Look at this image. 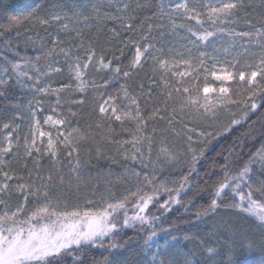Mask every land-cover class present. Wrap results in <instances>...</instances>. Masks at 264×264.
<instances>
[{"label": "snow or ice", "instance_id": "1", "mask_svg": "<svg viewBox=\"0 0 264 264\" xmlns=\"http://www.w3.org/2000/svg\"><path fill=\"white\" fill-rule=\"evenodd\" d=\"M111 3L112 0H109L108 6H111ZM262 4H264V0H262ZM248 6L251 7V5ZM41 7L42 5L38 3L25 15L9 16L8 23L0 24V29L11 31L14 27H21L26 23H31L33 27L36 25L49 26L55 23L59 25L61 31H76L79 38L82 30L77 28L78 22L90 19L88 15H84L86 5L73 6L69 11L61 10L51 14H42ZM105 7L106 5L102 2L91 4V19L98 24H103L109 20L117 21L122 28L134 30L132 21L137 18L138 10L149 8L151 5L148 0H144V2L135 0L134 4L125 2L122 7L116 8V14L104 10ZM244 8L245 0H216L215 3H196L192 6H189L187 0H181V2L171 5L169 9H165L163 5L158 6V11L153 12L152 16L161 19L167 16L173 29L187 27L188 31L196 36L198 40L206 41L214 35L213 32L205 29L203 32L198 33L184 23L177 24L174 17L179 14L187 20H195L197 24H201L202 15L206 13L207 19L213 24L217 22L224 23L226 20L236 22L233 18L237 17V13ZM244 22L252 31L233 34L246 37L249 44H255L259 47L258 53L248 52V55L256 60V63L254 65L248 63L246 68L238 73L230 71L227 67H221L218 72L216 64H213L210 73L216 81L221 82L235 81L238 75L243 91L238 89L233 93L231 88L223 86V83L219 88L210 86L207 75L209 68L205 63V52H200V58L195 64L190 51L188 59L181 58L177 61L164 59L156 55L152 56L153 61L158 64L159 70L163 73L169 72L181 63L189 69L188 71L172 72L173 76L180 78L178 81L179 86L174 89L175 97L173 96V89L168 88L167 81L164 82L165 88L168 89L165 106H167V101L175 99L181 113L187 112L189 118L195 117L206 123L208 128H215V131L197 130L184 125L186 129L184 132L185 139L180 148H176L175 144L169 147L162 134L160 147L155 154V158H153L155 140L152 135L143 134L145 117L141 115L139 96L132 94L130 89L122 84L121 92L123 99L129 102L128 107L122 110L116 102L118 97L112 95H109L99 105V113L102 118L106 117L109 120L114 118L121 123L125 120L136 122V132L132 135L130 141L120 142L121 147L130 144L131 148L125 149L126 159L139 163L144 169H151V172L143 175V180H140V172H134L133 175L139 181L136 190L129 191L127 195L119 199L115 198L111 192L110 182L107 181L104 192H99L96 185L92 187V197H96L99 192L98 200L85 197L83 204L78 202L69 207L67 202L63 200L62 195L53 196L50 191L53 188L62 189L65 186L71 187L73 184L78 188L81 183L85 182L83 172L87 161L80 160L79 149L73 142L85 137L79 133L78 129H72L67 133L58 131V137L63 136L64 148L69 149L67 156L71 159L73 153H76L75 163L71 165V173L66 180L55 167L59 163L58 146L61 141L59 139L53 140L50 132L41 130L39 121L36 120L31 125V142L27 137L24 140V157H31L33 152L41 153L36 135L39 132V137L48 138L47 147L44 149L43 154L50 157L53 168L46 175L41 174L39 171V158H37L33 161L36 164V169L28 170L27 180L15 172L10 174L0 169V177L3 178L0 181V205H4L5 209L0 213V264H65L67 257H71L72 264H85V257L91 248L104 249L111 256H114L113 250L124 247L115 239L118 231L123 228H131L136 223L141 226L149 225L151 229L144 238V248L147 249L149 241L157 236V230L151 228L152 223L157 218L150 216L148 209L151 204L157 202V197L161 193L167 194L168 197L162 203H159V207L165 212L169 211L172 205H180L185 210H188L191 206L196 208L193 213L195 219L201 220L205 217L213 218L221 208H224L237 215L247 214L248 217H254L259 222L258 227L264 229V139L261 140L260 146L251 152L242 164H239L237 159L234 158L238 155L234 145L224 155L223 163H213L211 172H205L201 176L198 170L199 161L205 157L213 139L229 132L234 126L246 122L251 114L256 113L260 107L264 106L257 103L258 99L264 101V15L261 16L259 27L251 19H248L247 15ZM152 27V24H148L149 33ZM220 30L223 31V29ZM17 35L19 36L20 33L17 32ZM30 39L31 37H29ZM140 39L146 41L148 35L145 34ZM133 43L135 53L128 65L129 70L122 72L123 77L126 79H130L133 70L144 64V58L152 48L151 44L141 46L139 41ZM11 44L10 40H5L3 47L0 48V97L7 95L6 89L13 80V86L29 87L24 81V78H27L28 81L33 80V76L29 75V71L36 74L35 79L38 82L40 77H48L53 72H61V68H53L51 65L48 66L47 71H42L30 58L20 56V53L15 51ZM77 48H84L83 40L77 45ZM120 51L123 55V49ZM224 51L227 53L229 50L225 49ZM8 52H12L19 59H10L7 55ZM55 52L56 48L54 47L45 54V57L52 56ZM85 53L86 59L80 55H75L71 47L59 49V54L63 55L68 63L70 78L77 82V90L80 92L86 90L85 70L93 62L97 63L101 70L107 69L114 73V78H119L121 69L118 66L112 68L111 60L106 63L103 55L97 60L93 41H89ZM114 58L118 59L115 56ZM39 59L40 57L37 56L36 60L39 61ZM211 59L215 60V57H211ZM201 67L205 73L202 88L197 83L199 80L197 69ZM110 84L111 79L104 81L105 86ZM141 88H143V84H141ZM65 89L71 90V85L65 84L62 88L51 89V91L59 94ZM36 91L44 93L49 89L37 86ZM150 92L149 89V95ZM80 103H83V100ZM232 105L238 107L239 114L232 110ZM109 108L111 109L110 113ZM159 112V108L155 109L148 119L154 118ZM174 113L175 109H173L171 118L168 119V124L173 132H175ZM222 114L229 117L227 124L221 122ZM33 117H35V112H33ZM160 118L164 119L163 116ZM261 118H264V114ZM49 123L55 126L63 125L66 121L63 119L54 120L52 116H48L44 124ZM255 123L256 121H253L250 127L254 126ZM11 127L10 123H3L0 133ZM97 127L99 128L101 125L98 123ZM153 131L155 132V129ZM14 132L15 129L8 131L3 140H0V165L7 164L8 161L5 160V157L9 154H15L14 148L19 147L18 136L16 137L17 143L13 144ZM193 133H195V137ZM176 135L180 134L176 133ZM176 166L186 167V171H181L178 180L172 179L171 185H169L168 177H165L157 183V170L162 173L165 169L175 168ZM34 171L35 175L33 174ZM213 175L216 176V179L212 181L209 187V180ZM205 176L208 179H204ZM88 179L91 181L93 178L89 176ZM13 180L17 181L15 190L19 191L24 197V202L18 203L14 211L10 210L11 206L8 201L3 199V195L11 194L13 185L9 184V181ZM201 180H203V186H201ZM254 183L256 184L255 187ZM257 194L259 198H257ZM205 195L207 196L205 202L197 206L196 202L204 198ZM30 196L36 198V207L31 211H27L26 205L29 203ZM184 197H188V199H184ZM133 200L134 214L128 215L126 206ZM62 204L63 206H61ZM121 211H123L122 224L118 222ZM213 228L214 231L210 235L216 237V243L209 244L201 238L198 246L199 251L197 246H193L191 249H181L176 252L171 251L176 245L169 246L166 243L164 251L158 249L157 253L153 254L154 264L157 255L161 257L158 264H240L236 259L237 245L240 248H250L252 242L246 237L237 240L238 232L230 220L224 219L214 223ZM160 231H167V229H161ZM106 238L109 240L107 244L104 243ZM184 239L191 240L194 237L185 236ZM173 240H175V237H173ZM260 246L264 248V234L261 236ZM92 264H125V262L112 259L110 256H103L100 260L93 259Z\"/></svg>", "mask_w": 264, "mask_h": 264}, {"label": "trees", "instance_id": "2", "mask_svg": "<svg viewBox=\"0 0 264 264\" xmlns=\"http://www.w3.org/2000/svg\"><path fill=\"white\" fill-rule=\"evenodd\" d=\"M101 2L106 5L104 10L116 14L117 7H122L125 2L134 4L135 0H112L111 6H108L109 0H0V24H7L8 18L11 15L27 14L38 3L42 5L40 9L42 14H51L61 10L69 11L73 6L86 5L84 15H88L90 19L78 22L77 28L82 30L79 38L76 31H61L59 25L55 23L49 26L36 25L35 27L31 23H26L21 27H14L11 31L0 29V48L3 47L5 40H10L12 42L11 47L15 51H18L20 56L30 58L42 71H47L49 65L53 68H61V72L59 73L53 72L48 77H40L39 82L35 79L36 74L29 71V75L33 76V80L28 81L27 78H24L25 83L29 87L13 86V80L6 89L7 95L0 97V128H2L3 123H10L12 125L11 128L4 129L3 133H0V140H3L7 132L13 129H15L13 134L14 145L17 143L16 137H19V147L14 148L15 154L6 156L5 160L8 163L0 165V169L10 174L15 172L27 180L28 170L36 169V164L33 161L39 158V171L41 174L46 175L52 170V160L48 155L43 154L44 149L47 147L48 138L39 137V132L36 135L37 144L41 147V153L33 152L31 157H24V140L27 137L29 142H31V125L38 120L41 130L50 132L53 140L59 139L61 141L58 146L59 163L55 167L67 180L71 173V165L75 163L76 153H73L71 159L67 156L69 149L64 148L62 143L63 136L58 137V131L67 133L72 131V129H78L79 133L85 138L74 140L73 142L79 149L80 160L87 161L83 172L85 182L81 183L78 188L73 184L71 187L65 186L62 189L53 188L50 190L53 196L62 195L63 200L67 202L69 207L78 202L83 204L85 197L98 200L99 192L105 191L106 181L110 182L111 192L115 198L119 199L127 195L129 191L136 190L139 181L133 175L134 172L141 173L140 180H143L145 173L151 172L150 168L144 169L139 163L126 159L125 149H130V144L121 147L120 142L124 140L130 141L132 135L136 132V122L125 120L121 123L114 118L112 120L106 117L102 118L99 113V105L109 95L117 96V101L123 99L121 92L122 84L128 87L132 94L140 97L141 115L145 117L143 134L152 135L155 140L153 144V158H155V154L160 147L162 134L169 147L175 144L176 148H180L185 139L184 132L186 129L184 125L196 128L197 130L215 131V128H208L206 123L199 121L195 117L189 118L187 112L181 113L178 102L175 99L167 101V106H165L168 89L165 88L164 82L167 81L168 88L173 89V96L175 97L174 89L179 86L178 81L180 78L173 76L170 71L167 73L160 71L158 64L152 59L153 55H160L161 49L164 50L165 57H170L173 51H175L173 45L176 43L198 40L196 36H193L188 31L187 27L173 29L167 16H164L162 19L152 16L153 12L158 11V6L163 5L165 9H169L171 5L181 2V0H148L151 7L138 10L136 14L137 18L132 21L134 30L122 28L117 21L109 20L103 24H98L95 20H92L91 4ZM141 2H144V0H141ZM187 2L189 6H192L196 3H215L216 0H187ZM248 5H251V7ZM61 6L63 7L61 8ZM246 15L248 19H251L259 27L261 16L264 15L262 0H245V8L237 13V17L233 18L236 22L226 20L224 23L217 22L213 24L207 19L206 13L202 15L201 24H197L195 20H187L179 14L174 18L177 24L184 23L198 33L203 32L205 29L213 32L214 35L206 41H210L219 35H228L233 37L242 49L246 50L258 46L249 44L246 37L233 34L252 31L244 22ZM148 24L153 25L150 33L148 31ZM220 29H223V31ZM17 32L20 33L19 36ZM145 34L148 35L146 41L140 39ZM29 37H31L30 40ZM81 40L84 42V48H77ZM89 41L94 42L97 60L103 55L106 63L109 60L112 61V68L118 66L121 69V74L119 78H114L113 72L107 69L101 70L99 65L93 62L85 70L84 80L86 90L80 92L76 88L77 82L70 78L68 63L65 57L59 54V49L71 47L75 55H80L86 59L85 49ZM134 41H139L141 46L151 44L152 48L144 58V64L134 69L132 77L126 79L123 77L122 72L129 70L128 65L135 53ZM54 47L56 48V52L52 56L45 57V54ZM121 49H123V55H121ZM7 55L12 60L19 59L12 52H8ZM37 56L40 57L39 61L36 60ZM114 56L118 57V59L114 58ZM207 66L210 69L211 63ZM197 71L199 73L197 83L202 88L205 73L203 68L197 69ZM108 79H111V84L105 86L104 81ZM65 84H70L71 90L65 89L59 94L51 91V89L62 88ZM141 84H143V88H141ZM37 86L47 87L49 91L44 93L37 92ZM234 86L235 82L231 85L233 93L237 91V89H234ZM149 89L151 90L150 95ZM81 100H83V103H80ZM257 103L264 105V101L259 99ZM231 107L234 112L239 114L237 106L232 105ZM157 108L160 109L159 114L152 119H148ZM173 109H175V120L173 121L175 132L172 131L168 124V119L171 118ZM33 112H35V117H33ZM262 114H264V106L260 107L256 113L251 114L246 122L234 126L229 132L212 140L205 157L198 164L201 176L205 172L213 170L212 165L214 162L217 164L223 163V157L227 154L230 147L236 146V153L238 155L234 158L237 159L239 164H242L247 159V156L260 146L261 140L264 139V135H262L264 134V118H261ZM48 116H52L54 120L63 119L66 123L55 126L51 123L44 124ZM161 116L164 119H161ZM228 121L229 117L222 114L221 122L227 124ZM253 121H256V123L250 127ZM98 123L101 125L99 128L97 127ZM153 129H155V132ZM176 133L180 135H176ZM193 136L195 137V133H193ZM41 140L43 141L42 144ZM181 171H186V167L176 166L175 168H167L162 173L157 170V183L161 179L168 177L169 185H171L172 179H179ZM33 174L35 175V171ZM89 176L93 178L91 181L88 179ZM2 179L0 177V181ZM204 179H208V177L205 176ZM215 179L216 176L213 175L209 180V187ZM16 183L17 181L15 180L9 181V184L13 185V190L10 195H3V199L8 201L11 206L10 210L12 211L15 210V206L18 203L24 202L23 195L15 190ZM200 183L203 186V180ZM93 185L99 188L96 197H92ZM255 186L256 184L254 183ZM158 198L163 202L168 197L167 194L161 193ZM206 198L207 196L205 195L204 198L198 200L196 202L197 206L204 203ZM257 198H259L258 194ZM184 199H188V197H184ZM133 204L134 200L130 201L126 207H131ZM34 207H36V198L30 196L29 203L26 205L27 211H31ZM4 210V205H0V213ZM195 210V207L190 206L188 210H185L184 207L176 205L165 215H160L151 228L156 229L157 234L169 232L172 238L175 237L179 250H187L193 246H197V250L199 251L198 246L201 238L209 244L216 243V237L210 235L214 231L213 225L227 219L234 224L238 232L237 240L246 237L252 242V247L250 248H240L237 245L236 259L240 264H264V248L260 246L264 229L258 227L259 222L254 217H248L247 214L237 215L227 209L221 208L211 219L205 217L201 220H196L193 215ZM161 229H167V231H160ZM150 230L149 227L142 226L118 231L115 239L119 244L124 245V247L113 250L114 256H111L104 249L91 248L85 257V264H92L93 259L100 260L103 256H110L112 259L126 257V263L128 264L139 262L142 260L141 247L144 245V238ZM185 236H192L194 239L185 240ZM108 242L109 240L105 239L104 243L107 244ZM65 264H72L71 257L66 258Z\"/></svg>", "mask_w": 264, "mask_h": 264}, {"label": "rangeland", "instance_id": "3", "mask_svg": "<svg viewBox=\"0 0 264 264\" xmlns=\"http://www.w3.org/2000/svg\"><path fill=\"white\" fill-rule=\"evenodd\" d=\"M173 46L175 47V51H173L170 57H165L164 50L162 49L160 50L161 53L159 52L160 55H158V57L160 56L164 59H169L173 61L180 60L181 58L188 59L189 51H190L193 63L195 64L196 62H198V59L200 58V52H205L206 53L205 63L207 65L211 63L209 73L207 74L210 77V79L208 80V83L210 84V86L219 88L221 84L223 83V86L230 87L231 90H233L231 85L234 82H235L234 89L242 90L241 82L239 81V76L238 75L236 76L235 81H228V82L216 81L210 74L212 65L216 64V70L218 72L221 67H227L230 71H234L238 73L240 70L245 69L246 68L245 66L248 63H251L253 65L256 63V60L253 59L250 55H248V52H254V53L259 52V47H251L246 50L242 49L238 45V43L234 40V38L228 35H219L211 39L210 41L189 40L187 42H178ZM225 49H228L229 51L226 53L224 51ZM211 57H215V60L211 59ZM199 69H202V67ZM188 70L189 69L187 68V66L181 63V64H178L176 67L172 68L170 72L172 73L173 71H188ZM201 95H203V93H201ZM116 102L117 104L121 106L122 110L129 106V102L126 99H122L121 101H116ZM110 111L111 109L109 108V112ZM159 203H162V202L160 198L157 197V202H154L153 204H151L148 209V214L150 216L156 217L157 219H159L160 215L163 216L168 212V211L165 212L163 209H161L159 207ZM174 206L176 205H172L171 208H173ZM126 209H127L128 215L134 214L133 206L126 207ZM118 222L121 224L123 222V211L119 213ZM136 227H142V226L139 223H136L131 228H123V229L124 230L134 229ZM143 227H149V225H143ZM166 243L169 246L176 245L175 248L171 249L172 252H176L179 250L177 241L173 240L169 232L158 233L156 237H154L151 241H149V245L147 249L144 248V245L141 247L142 248V251H141L142 260H140L139 262L138 261L135 262V264H139L141 261H142L141 264H154L153 254L157 253L158 249L160 251H164ZM160 258L161 257L159 255L155 257V264H158ZM116 259L125 262V264H128L126 263V257L125 258L119 257Z\"/></svg>", "mask_w": 264, "mask_h": 264}]
</instances>
